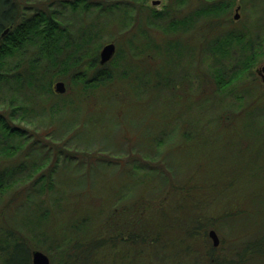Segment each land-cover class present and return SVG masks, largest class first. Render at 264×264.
<instances>
[{"label": "trees", "instance_id": "trees-1", "mask_svg": "<svg viewBox=\"0 0 264 264\" xmlns=\"http://www.w3.org/2000/svg\"><path fill=\"white\" fill-rule=\"evenodd\" d=\"M22 1L24 3L19 0H0V264H33L32 252L34 250H40L48 256L59 257L61 264H82L84 257L85 261L87 259L85 264H91L93 255L98 254H101L100 259L103 264H116V256L120 257V254L114 251L115 244L117 242L125 244L124 241L119 239L115 241L111 238L109 243L104 245L99 244L98 241L90 242L93 230L99 227L94 223L96 219H93V214L96 212L92 209L81 208L79 210L80 207L76 206L78 195L82 196L84 194L82 192L89 187L88 181L83 179L89 169L86 168L87 172L84 171L82 163L79 164L80 158L77 160V155L90 160L89 167L92 169L102 162L110 167H118L126 182L132 181L137 173L141 174V178L136 177L135 180L138 183L137 188L147 187L146 195L128 201L129 185L125 190L115 191L110 202L114 208L108 210L110 205L102 210L103 212L101 211L103 215L107 213L106 218L110 220L108 222L106 219V223L111 228L112 224L117 222L118 210H120V215L125 212L124 216L128 219L125 221L126 224L129 222L128 226L133 225L134 235L131 228H127L130 231L127 244L133 248L127 249L126 253L135 254L140 250L145 251V248L141 247L143 244L154 248L173 246L171 255L176 256L177 261L183 259L187 263L188 255L186 254L193 253L190 257L193 260H189L190 264H264V224L258 226L253 234H246V236L243 234V237H240L242 240L237 244H232L230 251L223 255H217L214 246L207 248L204 255L203 246H191L194 242L192 238L200 231L206 234L209 226L217 227L218 223L221 230L225 227L231 230L230 222L226 220V213L232 214L234 211L227 206L220 213H212L214 210H210L212 203L210 190L214 189L212 184L209 187V184L203 183L207 180L210 171L200 173L203 176H199L198 170L196 174L180 180V168L175 167L174 163L172 165L171 160L166 161L168 164L166 172L151 163L163 161L162 153L172 148L175 139L176 141L183 139L181 145L189 146V149H192L194 145L207 147L209 138L206 136L210 133L208 130L214 126L222 135V138H217L222 141L218 142L216 148L225 149L227 147L226 138L229 133L227 127H229L241 138L253 139L254 144L244 141L247 142L246 148H257L260 153L264 154V117L261 115L263 112H257V109L246 112L244 108L240 110L239 105L230 111V107L227 104H221L222 100L218 99L220 93L223 94L227 89L238 87L241 83L242 93H253V95L261 93L257 82L258 77L254 76L255 73L251 68L264 59V31L260 30L261 34L255 32L256 27H259L261 23L260 26L264 28V8L261 15L258 14L257 9V5L264 4V0H215L214 2L200 0L199 15L203 14L202 16L206 18L213 16L218 19L217 21H206L209 26L208 30L194 29L191 32L189 29L187 32V23H192L191 21L187 19L170 21L166 33L183 32L186 35L162 48L170 49L171 54L177 56L178 67L181 66V60L185 54H190V58L193 56L188 68L194 70L198 84L202 82V79L203 81L206 79L207 72L203 71L205 67L203 63L208 60V57L213 58V54L219 53L222 58L231 61L233 56L237 57L230 48L232 42L236 40L238 43L246 39V44L242 45L243 51L239 61L237 60L232 68L224 69L222 65L210 67L213 71L211 74L207 73V78L213 75L216 81H213L216 83V88L214 86L216 94L210 100L208 97L202 99L203 94L200 95V90L207 93L208 86L202 83L200 89L198 85L195 87L189 85V87L197 88V90L191 88L193 91H189L188 96H193L190 102L187 100L189 108L197 116L192 118L196 131L194 134L181 128L175 120L176 125L174 128H169V132H165L169 129L162 130L161 123L158 128H153V134L158 133V137L150 135L149 144L137 145V140L132 142L133 145L136 144L139 147V150L146 154L150 153L148 156L151 159L143 158L151 161V164L144 165V170L135 160L134 163L128 165L129 169L126 168V170L122 168L123 164L114 163V160L120 159L122 157L120 155L124 153L118 148L117 135L113 132L110 135H101L99 130L105 122L109 124L110 120L119 128L120 122L115 120L114 115H111L112 117L109 115L111 114L110 109L114 110L116 107L117 97L122 93L127 96L135 94L137 100H142L146 105L148 95L165 94L166 91L176 86L174 79L184 77H167L162 71L160 72V69H156L155 62L158 58L155 56L163 57V53H170L169 50L163 52L160 45H154L156 40L149 37L148 48L158 54L152 55L154 57L150 61L154 62L150 63L154 68L149 69L150 67L143 66L144 71L153 75L145 80L142 74L135 73L133 66L135 58L132 57L133 55H128V49L122 48L120 43L126 38L124 33L129 31L131 26L134 28L138 25V28L141 27L144 30V27L148 30L163 28L161 21L164 17L161 12L152 11L149 7L145 8L143 4H140V0H39L35 1L37 3H28L35 6H28L27 2L30 0ZM237 1L243 6L250 1L252 5L250 27L246 30L232 27L234 21L230 13L234 2ZM184 3L185 0L172 2L175 7L172 9H175V13L179 12ZM55 6H70L69 9L73 11L71 19L57 17L60 12ZM115 8L119 9L121 14L115 15ZM93 10L97 11L94 16L91 15ZM110 11H114V15L103 21L104 12L110 13ZM76 16L81 18L82 24L75 34L70 20ZM106 26H110V29L118 26L120 29V36L117 37L120 51L119 58L101 65L98 55L100 49L96 47L98 42L103 45L107 41L104 39ZM7 29L8 33L3 35ZM102 31L104 35H101ZM81 56L82 60L84 56L87 59L92 57L93 60L81 61ZM128 56H131L129 61ZM142 63H138L137 66H141ZM171 67L168 65L167 68ZM168 74L171 75L172 71ZM245 76L252 78L244 81ZM58 80L72 85L71 96H68L69 94L58 95L54 91L53 84ZM146 84L149 87L145 86ZM253 99L254 103L250 101L246 105L250 107L254 104L259 105V100L254 97ZM211 100H214V103ZM100 103L104 107L107 104L110 105L109 109L99 107ZM175 103L176 100L173 99L171 104ZM155 105L165 109L167 104L163 98L159 103H153V106ZM212 107L219 108L220 112L211 118L209 110ZM258 109L264 110V108L263 110ZM167 110L170 109L167 108ZM25 119L29 120L26 125L31 127L35 123H44L47 126L48 124L55 125L58 131L56 133L48 131L47 135L35 134V132L26 134L23 128L28 126L20 125V122H24ZM160 119H162L161 115ZM189 124L193 125L190 122ZM198 128H204V130H197ZM140 129H138V134L145 137ZM48 136L52 143L45 140ZM104 137L107 142L103 141ZM96 142L108 145L106 148L96 149L93 147ZM235 143L237 144L236 141L229 140L228 145L234 147ZM70 150L75 151H71L72 154L66 152ZM242 150L244 147L240 146L239 151ZM54 152L57 156L55 160L52 156ZM63 152L68 154L64 153L65 161L61 160ZM184 157L187 159L186 155ZM68 167L73 170V174L74 170L80 171L79 174H75L81 177H68ZM150 174L156 177L152 176L151 178H154L152 180H143L145 177L149 178ZM229 186V181L223 182L219 190L220 198L225 197L226 194H223V191L226 193ZM132 189H136L134 185ZM18 194L21 198L14 204V207L9 206V202L14 200ZM162 197L169 202L168 205L164 204ZM71 199H75L74 206L69 208ZM214 201L216 200L213 198ZM152 204L160 205L153 206ZM241 205L239 203V206ZM162 206L166 208L163 211ZM33 209L34 213H32ZM240 209L244 210L241 207ZM63 213L71 221L63 223L65 226L58 232L56 226H53L54 221L49 223L48 218L53 216V219H57V216ZM195 214L197 217H194ZM199 214H204L201 216L207 218L212 217L211 219H215L216 223L209 219L203 224ZM100 215H97V219H100ZM237 218L238 216L233 220ZM45 219L47 224L40 226L39 223ZM48 225L51 228L47 227ZM203 225L206 227L203 228ZM172 226L178 227V235L173 239H168L166 228H172ZM185 228L188 230H184ZM51 230L54 234H50ZM102 231L103 229H98L99 233ZM238 238H234V241ZM197 254L200 258L195 256Z\"/></svg>", "mask_w": 264, "mask_h": 264}, {"label": "rangeland", "instance_id": "rangeland-1", "mask_svg": "<svg viewBox=\"0 0 264 264\" xmlns=\"http://www.w3.org/2000/svg\"><path fill=\"white\" fill-rule=\"evenodd\" d=\"M19 1L24 3V1L22 0H19ZM30 1H34V2H30ZM30 1L27 2V4L37 3L35 1H39V0H30ZM152 1L153 0H140V4H143L145 8L149 7L150 9H152V11L161 12L162 16L164 17V20L162 19L161 21L163 28L148 30L147 27H144L145 28L144 30L141 27L138 28V25L134 28L131 26L129 31L124 33V35H126V38L122 41H121V38H119V41H121L120 43L122 44V48H124L125 50L128 49L127 50L128 55L129 54L131 56L133 55L132 57L135 58L133 61L134 63L133 66H134V69L136 70L135 73L142 74V76L145 77V80H148V78L152 77L153 75L151 73L149 75L146 71H144L143 66H147L148 68L150 67L149 69L154 68L150 65V63L153 64L154 62H150V61H151V58L154 57L152 55L158 54L156 52L154 53L152 50L148 48L147 43L150 40L149 37L156 40L154 42V45H160L162 48L165 45L167 46L168 43L171 44V42H176L175 40L186 35L183 32H179V33L177 32L173 34L166 33V31H168L167 30L168 25L171 23L170 21L174 19L175 21L179 19L181 20L187 19L188 21H191L192 23H189V22L187 23L186 31L188 32V30L190 29L192 32L194 29H197V30L207 29L208 30L209 26H207L208 24L206 21L208 20L217 21L218 20L216 17H213V16L206 18L202 16L203 14L201 16L199 15L198 9L200 8V0H185L184 5L182 6V8L179 9V12L177 13H175V9H172V7H174V5L172 4L174 0H160L161 3L159 5H152L151 4ZM210 1L214 2L215 0H210ZM249 3L243 6V4L241 5L240 3H238V1L234 2L232 9H231V13H230L234 21V23L232 24V27L241 28L243 30H246L248 27H250L249 21L252 15V11H251L252 5L250 1ZM120 5H123V4L120 3ZM28 6H35V5L28 4ZM238 6L241 7L238 11L239 18L235 19L236 9ZM69 7L70 6H66V7L55 6L56 10L60 12V15L57 17L61 16L63 17V19L64 18L68 20L71 19L73 11L71 10V8L69 9ZM149 8L146 10L145 15L148 12ZM263 8H264L263 3L262 4L260 3L259 5H257L259 15H261ZM114 11H115V15L121 14V11L119 9L115 8ZM114 11L113 12L110 11V13L104 12L105 14H103L104 18L102 20L105 21L108 18H110L111 15H114ZM95 13H97V11L93 10V13H91V15L94 16ZM189 17H191V20H189ZM253 17L255 18L254 13H253ZM70 21H71V24H73L72 28L76 34L77 28L82 24V20L79 16H76L74 17V19ZM260 25H262V23ZM260 25L259 27H256L255 29V32L259 34H261L262 31H264V28H262ZM106 30L107 31H104L106 32V35H104L103 31L101 32V35H104V39H106L107 41L103 45H100V43L98 42V46L96 47V49L98 48L100 49L98 53V55L100 56L101 50L106 44L112 43V42L115 43L116 53L112 58L114 60V59L119 58L120 50H119V42L117 40V37L120 36L119 34L121 33V31L118 28V26H115L114 28H111V29H110V26H106ZM146 32H147V35H145ZM221 38H219V40ZM184 39L186 40L188 38H184ZM222 41H224V39ZM95 43H97V41ZM192 44H194V41H192ZM245 44H246V39H243L242 42H238V43L236 40H234L232 42V45H230V48L233 50L232 53H235L237 57L233 56V59L230 61L225 58H222L221 55H219V53L216 55L213 54L214 56L213 58L208 57V60L204 61V63L202 61V63L205 65V67H203L204 69L203 71L206 70L207 73L211 74V71L213 70H211L210 67L212 65H215V66L222 65L224 69H228L229 67L232 68V66L235 65L236 61L237 60L239 61L240 54L243 51L242 45L245 46ZM162 49H163V52H165L166 50H169L170 54H167L166 52V53H163V57H161L160 55L155 56L158 58L157 61L155 62L156 69H160V72L162 71L164 76H167V77H178V76H184V77H180L176 80L174 79L173 82L175 83L176 86L166 91L165 94L148 95L147 97L149 99L146 105L145 103L142 102V100H139V99L137 100V96L135 94L133 96L130 94L127 96V94L122 93L121 95L117 97V101L115 103L116 107L114 108V110L110 109L111 114L110 115L108 114L109 116L114 115L115 120L117 119L120 122L119 128H117V125L112 123V120H110L109 124L105 122L102 125L105 128L101 127V129L99 130V133L101 135H106V134L110 135V133L113 132V134L115 133L117 135L118 148H120L124 153L120 155L122 156L120 157V159L114 160V163H117L118 165L123 164L122 168H125V170L126 168L129 169L128 165H130V163H134L135 161H137V164L141 166V169L143 168L142 170L145 169L144 165L152 163V165H157L161 167L162 171L166 172V169L168 167V164L166 161L169 159L171 160L172 165L174 163L175 167L180 168V171H181L179 172L180 180H184V178L196 174L198 170H199V174H198L199 176H203V175H200V173H208L210 171V173L208 174L207 180L203 182L206 185L209 184V187H210V184H212L211 186L214 189V190H210V196H211L210 201L212 202L210 204V210H214L212 213H220L223 211V209L226 206L229 207V209L231 208L232 211L234 212L232 214L227 212L226 220L230 222V228L232 231L228 227H225L224 230L223 229L221 230V226H219V224L217 223L216 226L218 228L215 227L214 225H212L211 227L209 226L206 234H204L203 231L198 232L192 238L194 242L191 244V246H201V247L203 246V250H202L203 255L205 254V252H207L208 250L207 248H211V246L212 247L214 246L213 248L214 249L216 248L215 250H216V253H218L217 255L219 254L223 255V253L226 254L227 252L230 251L231 247L233 246L232 244L234 243L237 244L239 241L242 240L240 239V237L243 234H245V236L246 234L248 235L253 234L257 231L258 226H261L264 224V159H263L264 154L260 153V151H258L257 148H249V147L246 148L245 145L247 144V142H244V141H249L250 144H254L253 139L250 140L246 137L241 138L240 136L236 135L235 132L231 130L229 127H227V129L229 130V133L226 138L227 147L225 149L216 148L218 142L222 141V139H217V138H222V135L219 133V131H217L218 128L214 126L213 128H210V130H208V132L210 133L206 136L207 138H209V144H206L208 145L207 147H199V146L194 145L192 149H189V146L184 147L183 145H181V143L183 142V139H179L177 141L175 139L173 142L172 148L168 150L167 152L164 151L165 153L164 152L162 153L161 158L163 161H160L159 163L158 162L154 163V162L148 161V159L147 160L143 159L145 157L150 158L148 156V154L150 153L146 154V152L139 150V147L136 146V144L133 145L132 142L137 140V145H146V143L149 144L150 143L149 137L150 135L152 136L153 134V128H158L160 123L162 125L163 131L169 128L170 129L174 128V126L176 125L174 121L176 120L177 124L181 128L189 130L191 134H194V132H196L194 130L195 124L193 123L194 121L192 120V118L197 117V116L195 115L194 111H191V109L189 108V105L187 104V100L188 102H190V99L193 96V95L188 96V92L193 91L191 90V88L197 90V88H194V87L198 85L200 88V85L202 83L204 84V86H208L209 89L207 90V93L204 92L203 90H200V95L203 94L202 99H204V97H208V99L210 100L212 96L216 94L215 92L216 83H214L216 81L213 75H209V77L207 78L208 74L206 73V79L204 81L202 79V82L198 84V78L193 73L194 70H190V68H188L189 61L193 60L192 59L193 56L190 58L191 56L190 54L189 55L185 54V57L181 60V64H180L181 66L178 67L177 56L171 54L170 49H166V48H162ZM122 52H124V50H122ZM131 56H128L129 57L128 61L130 60ZM80 60L81 61L87 60L88 62V60L92 61L93 58L90 57L87 59L84 56L82 60V56H81ZM99 60H100V57H99ZM110 61H108L107 63H109ZM140 62H143L141 66L140 65L137 66V64ZM168 65L172 67L167 68ZM263 65H264V59H261L260 63H258L257 65L254 64L253 67L251 68L252 72L255 73L254 76L256 75V77H258L259 81L257 82L259 83V86H260V92H261L260 94L253 95V93L251 94L242 93V88H241L242 83H241L238 87H234L233 89L231 88L230 90L227 89L223 94L222 93L219 94L218 99L222 100L221 104H227L230 107V111L231 109H234L235 106H238V105L241 107L240 110L244 108L246 112L257 109V112H263L261 115L264 117V110L262 109L264 108V81L262 80V77L260 75H257V70L261 68ZM166 70H170L169 72L172 71V74L171 75L168 74L169 72H167ZM183 78H185L184 81H183ZM187 78H189L190 81ZM248 78H252V77L245 76L244 81H246ZM58 81L54 82L53 85L55 86V84ZM189 85L194 86V87H189ZM145 86L149 87L147 84ZM71 87H72L71 84L69 85L66 84V92L63 94H66V95L69 94L68 96H71L73 92ZM150 92H152V88H150ZM253 97L256 98V100H259V105L254 104L251 107L247 106L246 104H248L250 101L251 103H254L255 100L253 99ZM155 98L156 99L159 98V100H156ZM163 98L165 100V103L167 104L165 106V109L157 105L153 106V103H159L160 100H162ZM173 99L176 100L175 104H171ZM57 100H59V98ZM241 100L242 102H240ZM211 101L214 103V100H211ZM205 102H209V101H205ZM215 103H218V102H215ZM98 106L106 110H108L110 107V105L108 104L105 105L104 107L102 106L101 103L98 104ZM167 108L170 110H167ZM258 108H261L263 111H261ZM219 112H220L219 108L214 109L212 107V109L209 110V115L212 118ZM159 114L162 116V119H160ZM27 119H25V121L22 123L20 122V125L28 126L26 128L22 127L24 131H26L25 132L26 134L35 132V134L44 133V135H47L46 132L48 131L50 133H53V132L56 133L58 131L55 125L48 124L49 126H47L44 123H40V124L35 123L34 125H32L33 127H31L29 125H26V122L29 121ZM189 122L192 123L193 125H190ZM213 124L214 123H212V125ZM127 125H130V126H127ZM141 127L142 129H140ZM137 128L140 129L141 132H143L142 135H144L145 137L140 136L138 134ZM170 129L165 132H169ZM197 130H204V128H198ZM153 137L157 138L158 133L153 134ZM191 138H192V135H191ZM45 140L47 142L52 143V141L49 140V136ZM229 140L236 141L237 144L235 143L234 147L233 146L230 147V144L228 145ZM103 141L107 142L105 137L103 138ZM107 145L108 144H105L103 142H100V143L96 142L95 145H93V147L96 149L100 147L106 148ZM240 146L241 147L243 146L244 150L239 151ZM65 147L67 148V146ZM80 147L85 148L84 146H80ZM236 147H237V150H236ZM71 151H75V150H70L66 152L72 154ZM66 152H63L61 155L62 161L63 160L65 161L64 159L65 154L68 155ZM134 155H137V157H134ZM184 155L187 156V159L184 157ZM52 156L55 160L57 157L56 152H54ZM77 156H78L77 160L80 158L79 164L82 163L81 166L84 167V171L87 172L86 168L89 169L88 170L89 172H87L83 176L84 181L85 179L88 181L89 187L85 189V191L82 192L84 193L82 196L78 195L79 197H78V200L76 199L77 200L76 206L78 208L80 207L79 210H81V208L89 209V210L92 209L94 212H96V214H93L94 216L93 219L94 218L96 219V221L94 222L95 225L99 226L97 227V229L95 228L93 230V235L91 236L92 239H90V242L92 240L94 243L98 241L99 244L104 245L105 243H109V240L111 238L115 239V241H117L118 239L120 241L123 240L125 244H122L119 242L115 244L114 251L116 253L119 252L120 254V257L116 256V264H175V262L176 264H190L189 260H193L190 258L193 256V253L186 254L188 255V258L186 257V260L188 259L187 263L183 259H180L177 261V259H175L176 256L171 255V252H172L171 249L173 248V246H170V247L166 246L163 248L159 246V247L154 248V247H148L146 246V244H143L141 247H144L145 251L140 250V251H137L136 253L134 252L135 254L127 252L128 253L127 254L126 251H128L130 248H133V246L129 247V244H127L129 242L128 232L130 233V231L127 228L129 229L131 228L132 234L134 235L133 225L128 226L127 224H129V222L127 224L125 222L126 220H128L124 216L125 212L122 213V215H120L119 214L120 210H118V215L116 216L117 222L112 224V228H111L106 223V219L108 220V218H106L107 213L106 215H103L101 214V211L104 210L107 206L111 205L110 208L109 207L107 208L108 210H110L113 207L110 202L112 201L115 191L117 192V191L125 190L126 188H128L129 185H130L129 186L130 189H129V194L127 195V197L129 196L128 201H130L132 198L138 199L140 196L142 197L143 195H146V192L148 191L147 187L140 186L137 188L138 183H137V180H135L137 178H141L140 177L141 174L137 173V175H135L133 180L130 181L132 183L126 182L123 178L122 171L119 170L118 167H114V166L110 167L102 162L99 165H96V167L92 169L91 167H89L91 165L90 160H87L86 157L81 156V155H77ZM256 157H257V160H256ZM67 171L69 172L68 177L70 178L71 177H75V178L81 177V176L76 175V174H79L80 171L74 170V174H73L72 173L73 170L70 169V167L67 168ZM152 176L156 177L155 175L150 174L149 178L145 177L143 178V180H146V181L149 179L152 180L154 179V178H151ZM204 176H207V175H204ZM226 181H229L230 186L227 189L226 193L223 191V194H226L225 197L220 198L219 190L223 186V182H226ZM133 185L136 188L135 190L132 189ZM19 198H21L20 194H18L14 198V200L9 202L10 203L9 206L11 205L12 207H14V204L18 202ZM162 198H163L164 204L168 205L169 202L166 199H164V197ZM192 198H195V197H192ZM213 198L216 201L213 202ZM74 201L75 199H71L69 201V208H72L74 206L73 205ZM239 203L242 205L239 206ZM152 205L158 206L160 204H152ZM240 207L243 208L244 210H241ZM161 209L163 211V209L165 210L166 208L162 206ZM32 213H34V209L32 210ZM98 214L99 215L101 214L100 219H97ZM201 215H204V214H199L198 216H201ZM146 216H149V214H146ZM237 216L238 218L233 220ZM194 217H197V214H195ZM53 218H54L53 216H50L48 218V222L51 223V221L53 220L54 221L53 226H56V229L58 230V232L65 226V225L63 226V223L65 224V222L71 221V219L69 217H66V214L64 213L61 215H58L57 219H53ZM199 218H202L201 222L203 224L207 223L209 219L211 221H214L213 223H216L215 219L213 220L211 219L212 217L207 218V217L201 216ZM185 220L186 219H184V221ZM46 224H47L46 219L42 221V223H39L40 226H44ZM47 227L51 228L49 225ZM176 227L177 226H172V228H169V227L166 228L167 229L166 234L168 236V239H173V237L178 235L177 234L178 227L177 228ZM205 227L206 225H203V228ZM99 228L103 229L101 233L98 232ZM184 230H188V228H185ZM212 230L215 231L218 236L219 244L217 246L214 245L213 239L209 235V233ZM51 233L54 234V231L51 230L50 234ZM97 235H98V238H97ZM234 238H238L237 241H234ZM195 256L200 258L199 254ZM201 256H202V253H201ZM48 257L50 259V264H61L59 257H52V256H48ZM100 258H101V254H98L95 256L93 255V259L89 257V260L90 259L92 260L91 264H103ZM86 261L84 257L82 264H85Z\"/></svg>", "mask_w": 264, "mask_h": 264}, {"label": "water", "instance_id": "water-1", "mask_svg": "<svg viewBox=\"0 0 264 264\" xmlns=\"http://www.w3.org/2000/svg\"><path fill=\"white\" fill-rule=\"evenodd\" d=\"M161 3L160 0H153L152 5H159ZM241 7L238 6L236 9V16L235 19L239 18L238 11ZM8 29L5 30L3 33L4 35L8 33ZM116 53V45L115 43H108L106 44L100 53V64L105 65L108 61H110ZM257 73L262 77L264 81V65L257 70ZM54 90L57 94H63L66 92V84L63 81H58L55 86ZM210 237L213 239V243L215 246L219 244L218 236L215 231H211L209 233ZM32 263L33 264H50L49 257L43 253L42 251L36 250L32 253Z\"/></svg>", "mask_w": 264, "mask_h": 264}]
</instances>
